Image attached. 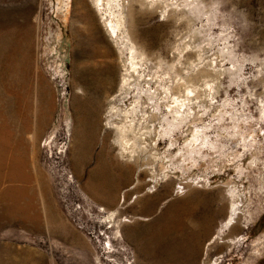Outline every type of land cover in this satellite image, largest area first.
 Returning a JSON list of instances; mask_svg holds the SVG:
<instances>
[{"label": "rangeland", "instance_id": "1", "mask_svg": "<svg viewBox=\"0 0 264 264\" xmlns=\"http://www.w3.org/2000/svg\"><path fill=\"white\" fill-rule=\"evenodd\" d=\"M144 1L115 37L93 0H0V264H264V0ZM124 35L206 69L195 138H159L167 179L103 141Z\"/></svg>", "mask_w": 264, "mask_h": 264}, {"label": "bare ground", "instance_id": "2", "mask_svg": "<svg viewBox=\"0 0 264 264\" xmlns=\"http://www.w3.org/2000/svg\"><path fill=\"white\" fill-rule=\"evenodd\" d=\"M119 2L120 0H93L96 10L109 14L106 17L108 23L105 25L110 34L115 37H119L118 32L124 33L128 30V15ZM148 2L152 5L157 3L156 0H148ZM141 4L145 5L147 2L141 0ZM162 11L168 16L171 10L165 6ZM120 40L124 50L119 48V52L126 54L127 63L125 72L121 74L118 90L110 93L107 88L105 90V87L101 86L106 92L103 98L108 101L104 113L103 141L108 140L117 149L118 160L135 164L137 173L149 165L152 166L154 175L164 173L163 176L167 179L169 177L167 165L163 161L165 154L158 148L159 138L167 136L170 139L172 133L183 125L186 127L187 137L191 135L192 139L195 138V133L200 130L197 122L201 120L203 114L200 109V90L193 82L206 69L201 66L197 68L195 65L188 68L187 73L182 76L183 66L180 62L185 56L184 51L179 50L177 57L175 55L172 58L159 56V60L155 61L131 35H124ZM217 53V51L214 52L212 56L214 63L219 60ZM196 54L197 60H200V63L204 62L201 52L197 51ZM205 84L207 95L209 94L213 99L212 92L217 85L215 82ZM95 91H100L99 87H96ZM86 125L82 135L89 129V125ZM111 133L113 136L110 138ZM192 139L188 143H191ZM81 148L82 146L78 145V150L80 149L78 153L82 155ZM227 185L232 187L230 184ZM230 194L229 215L220 228L229 226L234 215L237 214L234 202L240 192L233 188ZM220 233V230L214 233L215 240L219 238ZM213 237L209 243H212Z\"/></svg>", "mask_w": 264, "mask_h": 264}]
</instances>
